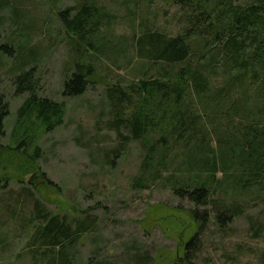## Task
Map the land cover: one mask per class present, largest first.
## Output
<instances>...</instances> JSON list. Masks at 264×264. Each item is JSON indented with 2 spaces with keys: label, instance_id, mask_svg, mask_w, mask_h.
<instances>
[{
  "label": "rangeland",
  "instance_id": "374dc122",
  "mask_svg": "<svg viewBox=\"0 0 264 264\" xmlns=\"http://www.w3.org/2000/svg\"><path fill=\"white\" fill-rule=\"evenodd\" d=\"M80 1L0 0V94L9 102L0 136V264H37L28 246L37 198L52 214L95 223L74 247L75 264H264V202L220 230L195 220L192 211L202 214L204 207L177 196L170 184L132 186L144 156L140 142H129L118 156L112 151L122 136L110 126L108 90L123 88L135 101L137 82L155 73L138 55L137 37L147 28L183 32L180 6L90 0L108 14L92 47L71 36L59 18L60 10ZM77 62L93 72L86 91L69 96L64 84ZM31 67L37 93L64 102L65 115L52 129L34 118L29 137L23 130L16 137L18 109L29 95L17 91L16 76ZM121 133L129 131L121 127ZM37 146L41 156L31 168ZM197 233L199 248L188 258L184 242Z\"/></svg>",
  "mask_w": 264,
  "mask_h": 264
},
{
  "label": "trees",
  "instance_id": "16d2710c",
  "mask_svg": "<svg viewBox=\"0 0 264 264\" xmlns=\"http://www.w3.org/2000/svg\"><path fill=\"white\" fill-rule=\"evenodd\" d=\"M169 1L183 11V32L147 28L137 37L138 55L155 68L154 75L137 82L134 102L123 88L108 90L110 126L122 136L112 151L118 156L129 142H140L144 156L132 186L170 184L177 196L204 207L202 214L192 211L195 220L221 230L264 202V0ZM107 16L90 0L59 11L65 30L92 47ZM35 69L16 76L17 91L29 92L18 109L16 137L19 130L28 136L34 118L52 129L65 115L64 102L37 93ZM92 72L90 64L77 62L63 93H84ZM8 114L9 102L0 94V136ZM40 156L37 146L31 168ZM34 223L28 246L37 264H75L74 247L95 227L86 219L52 214L38 198ZM198 236L184 242L188 258L199 248Z\"/></svg>",
  "mask_w": 264,
  "mask_h": 264
}]
</instances>
